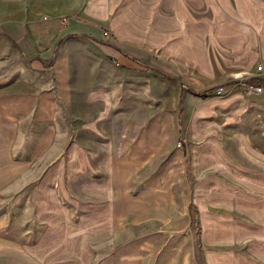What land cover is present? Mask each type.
<instances>
[{
    "label": "rangeland",
    "instance_id": "1",
    "mask_svg": "<svg viewBox=\"0 0 264 264\" xmlns=\"http://www.w3.org/2000/svg\"><path fill=\"white\" fill-rule=\"evenodd\" d=\"M246 4L49 6L69 32L110 46L80 35L61 43L68 84L55 119L57 142L26 145L16 165L0 167V240L35 264H95L120 243L111 179L120 158L135 159V145L123 141L134 142L160 117L178 126L169 149L183 152L197 262L212 256L223 264H264V115L234 83L252 78L238 53L241 37L246 48ZM128 233L124 252L136 264L139 245L135 231Z\"/></svg>",
    "mask_w": 264,
    "mask_h": 264
},
{
    "label": "crops",
    "instance_id": "2",
    "mask_svg": "<svg viewBox=\"0 0 264 264\" xmlns=\"http://www.w3.org/2000/svg\"><path fill=\"white\" fill-rule=\"evenodd\" d=\"M59 1L0 0V167L16 165L14 159L26 145H56L55 119L68 84V68L63 55H58L59 47L64 40L78 35L95 39L63 27L58 11L48 9ZM246 3V48L241 37L238 53L247 74L259 79L258 84L264 87V71L255 72L257 66L264 67V0ZM59 40L62 42L55 49ZM38 78L41 84L35 87L33 82ZM252 98L264 115V93ZM178 138L174 120L156 117L137 132L134 142L123 141L122 145H135V159L133 163L129 158H120L111 179L112 228L120 243L95 264L132 263L124 252L131 239L128 230L135 231L139 245L136 264H199L183 152L169 149ZM2 223L0 218V227ZM204 262L223 264L212 256H206L201 264ZM0 264L35 263L0 240Z\"/></svg>",
    "mask_w": 264,
    "mask_h": 264
},
{
    "label": "built area",
    "instance_id": "3",
    "mask_svg": "<svg viewBox=\"0 0 264 264\" xmlns=\"http://www.w3.org/2000/svg\"><path fill=\"white\" fill-rule=\"evenodd\" d=\"M263 71H264L263 65H259L255 69V72L257 74H260ZM237 82H238V87L242 90L243 94L246 96H253V95H259V94L264 93V87L255 82H250V80L248 82L234 81V83H237Z\"/></svg>",
    "mask_w": 264,
    "mask_h": 264
},
{
    "label": "trees",
    "instance_id": "4",
    "mask_svg": "<svg viewBox=\"0 0 264 264\" xmlns=\"http://www.w3.org/2000/svg\"><path fill=\"white\" fill-rule=\"evenodd\" d=\"M85 37H86V36H85ZM87 38L92 39L93 41H95L96 43H98V44L101 45V46H108V47L110 46V45H108L107 43H104V42H102V41L95 40V39H93V38H91V37H87ZM61 42H62V40H59V41L56 43V45H55V49L60 45ZM166 78L169 79V80H171L172 82L176 83V81H175L173 78L168 77V76H166ZM250 82H255V83L258 84V83H259V79H256V78L254 79V78H252V79H250ZM180 86H181L182 88L186 89L187 91L191 92L192 94H194V95L197 96V97H204V96L206 95V93H204V92H198V93H196V92L192 91L191 89L185 87V86L182 85V84H180Z\"/></svg>",
    "mask_w": 264,
    "mask_h": 264
},
{
    "label": "bare ground",
    "instance_id": "5",
    "mask_svg": "<svg viewBox=\"0 0 264 264\" xmlns=\"http://www.w3.org/2000/svg\"><path fill=\"white\" fill-rule=\"evenodd\" d=\"M238 76H240V75H238ZM239 82H241V81H239ZM248 82V81H247Z\"/></svg>",
    "mask_w": 264,
    "mask_h": 264
}]
</instances>
